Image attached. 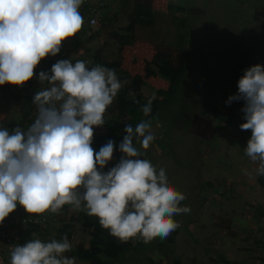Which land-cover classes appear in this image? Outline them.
Here are the masks:
<instances>
[{
  "label": "clouds",
  "instance_id": "obj_1",
  "mask_svg": "<svg viewBox=\"0 0 264 264\" xmlns=\"http://www.w3.org/2000/svg\"><path fill=\"white\" fill-rule=\"evenodd\" d=\"M84 0H0V86L22 87L46 57L60 53L65 40L81 31ZM94 22V21H93ZM51 74L40 71L50 86L33 97L37 116L26 130L0 127V224L22 206L33 223L65 205L81 208L121 243L142 238L148 244L166 239L180 227L174 216L188 214L186 195L168 182L166 170L142 159L155 140L152 121L124 125L119 162L115 141L99 151L92 147L94 127L105 125L104 114L123 87L115 69L62 59ZM243 101L241 130H251L244 154L264 177V65L244 70L238 91L225 101ZM151 100L142 106L145 117ZM245 174L249 173L244 170ZM67 234L44 242L30 239L10 252V264H76Z\"/></svg>",
  "mask_w": 264,
  "mask_h": 264
},
{
  "label": "rangeland",
  "instance_id": "obj_2",
  "mask_svg": "<svg viewBox=\"0 0 264 264\" xmlns=\"http://www.w3.org/2000/svg\"><path fill=\"white\" fill-rule=\"evenodd\" d=\"M167 1L151 0L152 9L165 12ZM181 2L184 4L178 1L175 4L187 8L185 15L189 19L191 32L189 69L184 80L187 97L179 99L177 110L174 109L175 105L170 107L163 112V117L156 124H152L156 138L147 150L141 148L139 143H134L145 153L142 159L150 160L157 169L162 167L166 170L168 182L187 197L181 202V206H188L191 211L174 216L180 223V227L172 232L174 234L171 233L164 240L157 237L148 244L143 243L140 237L132 239L135 249L112 264H223L219 259L248 264L256 248L259 229L264 226V187L258 182V178L264 180V177H258L256 173H253L251 184H248L252 194L250 199L242 201L243 209L240 215L231 217L229 222L233 225L235 221L240 225L251 223L244 239L237 240L235 233L228 230H225V235L221 237L219 233L220 229H224V225L219 222L212 224L211 212H208L212 204L231 206L238 201L235 197L229 200L230 193L225 195V182L219 179H222L220 174H208L202 170L203 167L207 168L214 163V155L211 154L224 145L223 136L227 137L228 130L222 129L224 124L205 115L209 112L207 108H197V104L203 105L202 100L206 95L208 100L212 95L220 100L215 102V108L224 110L225 101L235 93L233 89L223 85L234 62H246L250 66L264 65V0ZM109 13L106 17L108 24L84 43L80 60L86 62L87 67L92 62L94 52H97L103 62L118 57L117 46L108 39L107 34L119 31L125 26V15L118 3ZM137 37L138 40L133 45L123 47L119 53L121 73L116 74L121 82H126L123 84H127L134 75H142L143 62L148 61L154 52L147 40L140 34ZM166 86L167 84L157 77L146 79L141 86L144 100L148 102L155 97L154 90L165 89ZM18 92L19 89L11 84L0 91L1 127L9 121L16 124L20 121L22 108L14 102V96ZM110 107L111 105L104 114L106 119H111L108 114ZM100 131V128L94 127V135ZM241 134L239 130V135ZM248 139L244 137L242 151L247 146ZM119 144H115L113 159L107 165V170L110 165L115 166L122 156ZM233 144L235 149L240 150L239 142L231 140L228 143L229 148L223 149L222 158L224 153L230 157V161L234 158L236 154L232 151ZM94 150L99 151L98 148ZM219 154L220 152L217 155ZM66 210L67 223L73 226L70 239L72 249L85 247L88 237L81 231L76 220L80 210H75L71 205H67ZM208 232L210 239L204 237ZM66 255L71 256L68 253ZM76 264L87 263L76 258Z\"/></svg>",
  "mask_w": 264,
  "mask_h": 264
},
{
  "label": "trees",
  "instance_id": "obj_3",
  "mask_svg": "<svg viewBox=\"0 0 264 264\" xmlns=\"http://www.w3.org/2000/svg\"><path fill=\"white\" fill-rule=\"evenodd\" d=\"M176 1L184 4L181 0H168L166 11L159 12L152 9L151 0H118V4H120L125 15L126 24L119 31H111L107 34L108 39L117 46L118 57L115 60L103 62L99 59L97 52H94L88 68L104 66L115 69L116 73H121L119 72V53L123 47L133 45L138 40V34L149 42L154 52L148 61L143 62L142 75H134L127 84H123L108 110L111 119L104 118L105 125L98 127L101 131L93 137V148L100 149L109 140L115 141V144L121 143L126 134L124 125L130 124L135 127L136 124L145 119L156 124L163 117V112L174 105L176 106L174 109L177 110L179 99L183 96L187 97L184 91V80L189 69L191 32L189 19L185 15L187 8L175 4ZM105 23L104 25L108 24L107 21ZM104 25L102 24L101 27ZM98 32L99 29L95 31L92 37L96 36ZM249 67L251 66L246 62L236 61L229 68L228 76L223 85L233 89L234 95L238 91V80L243 76L244 70ZM155 77L163 80L167 86L165 89L154 90L155 97L150 99L152 112L149 117H145L141 109L147 102L142 96L141 86L146 79ZM8 85L0 86V91L5 90ZM16 87L19 92L14 96V102L22 108L20 118L22 120L35 106L33 97L36 94V89L32 79L22 87ZM212 91L213 89L211 93ZM207 96L202 100L203 105L197 104V108H207L209 112L205 115L209 119H214L225 126H235L241 130L239 125L246 122L241 111L244 102L242 100L233 101L230 105L226 104L224 110H218L215 108V102L220 100L216 96L212 97V95L208 100ZM221 96L223 97V95ZM18 123L9 121L3 128L11 129ZM241 131L250 138L251 130ZM111 167L114 166L110 165L109 169ZM104 171H108L107 166ZM258 182L260 186L264 187V180L258 178ZM76 220L81 231L88 237L85 247H76L68 253L79 261L87 264H112L135 249L132 239L126 243H121L117 238L111 236L108 230L101 227L97 217L87 215L83 209L78 212ZM65 233L70 240L73 235L71 224L61 225L53 238L60 240ZM219 262L237 264L225 259H219Z\"/></svg>",
  "mask_w": 264,
  "mask_h": 264
},
{
  "label": "built area",
  "instance_id": "obj_4",
  "mask_svg": "<svg viewBox=\"0 0 264 264\" xmlns=\"http://www.w3.org/2000/svg\"><path fill=\"white\" fill-rule=\"evenodd\" d=\"M118 0H84L80 8L84 23L80 32L75 37L65 40L60 53L55 57L49 56L43 59L34 71L33 82L36 93L39 90L48 88L50 85L45 82L41 84L38 79L40 71L51 74L53 64L62 59H71L73 63L80 60L83 54V46L93 36L102 24H106L107 13L113 10ZM110 14V13H109ZM94 21V22H93ZM81 61V60H80ZM37 116V108L33 107L30 113L26 114L18 125L26 130L34 122ZM6 128V127H4ZM9 129V130H11ZM66 207L63 206L58 214L47 212L39 217V223H33L22 206L11 213L0 224V264H10V252L17 244H24L30 239H41L44 242L50 241L61 225L67 223ZM248 264H264V226L258 232L257 244Z\"/></svg>",
  "mask_w": 264,
  "mask_h": 264
},
{
  "label": "crops",
  "instance_id": "obj_5",
  "mask_svg": "<svg viewBox=\"0 0 264 264\" xmlns=\"http://www.w3.org/2000/svg\"><path fill=\"white\" fill-rule=\"evenodd\" d=\"M222 129L228 130V132H226L227 137L225 138L223 136L224 145L220 146L218 149L214 151V153L211 154V156L214 155L213 156L214 163L208 166L207 168L203 167L202 170L208 172V174L213 172L220 174L222 176V179L220 177L219 179L225 182L224 192H227L225 193V195L230 193L229 200L231 199V197H235L238 203L234 202L231 206L227 204H223V206L219 204L218 205L212 204L208 212H211L210 215L213 220L212 224L219 222L224 225V229H220L219 235L221 237L225 235L224 231L228 230L230 233L231 232L235 233V238L237 240H242L247 234V231L250 228L251 223L246 222V224L240 225L235 221L233 225V224H229V222L231 221V217H235V216L238 217V215H240L241 210L243 209L242 201L244 200L248 201L252 195L248 184L250 183L251 176L253 175V173H255L254 169L256 168L257 165L254 164L252 161H250V159L244 154V150L242 151V142L243 141L245 142L244 137L246 135L242 131H241L242 134L239 135V130L238 128L235 127L222 126ZM231 140L239 142L240 150L235 149L234 144L232 145L233 148L232 151L236 155H234V158L230 161L229 160L230 157L228 155L224 153V156L222 158L221 154L224 151L223 149L229 148L228 143ZM219 152L220 154L217 155ZM234 160L237 162L235 163ZM243 163H246L247 165L250 164L251 166L248 165V169H246L245 167L247 165H243ZM244 170H247L249 174L246 175ZM232 173L233 174L238 173V174L232 175ZM231 176L233 177L231 178ZM202 208L203 206L201 207V209ZM201 226L202 225L200 224V227ZM209 234L210 233L208 232L206 235H204V237L210 239L208 237Z\"/></svg>",
  "mask_w": 264,
  "mask_h": 264
}]
</instances>
